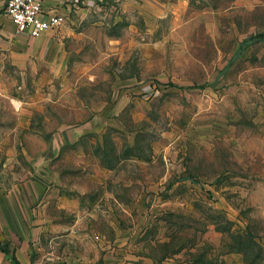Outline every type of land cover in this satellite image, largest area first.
I'll list each match as a JSON object with an SVG mask.
<instances>
[{
  "label": "rangeland",
  "instance_id": "1",
  "mask_svg": "<svg viewBox=\"0 0 264 264\" xmlns=\"http://www.w3.org/2000/svg\"><path fill=\"white\" fill-rule=\"evenodd\" d=\"M3 18L16 236L54 264H264V41L234 57L264 0L79 2L38 38Z\"/></svg>",
  "mask_w": 264,
  "mask_h": 264
},
{
  "label": "crops",
  "instance_id": "2",
  "mask_svg": "<svg viewBox=\"0 0 264 264\" xmlns=\"http://www.w3.org/2000/svg\"><path fill=\"white\" fill-rule=\"evenodd\" d=\"M5 1L6 0H0V24H2V27L0 28V33L2 35L6 33V28L3 24V16L6 15L4 10ZM90 1L91 0H44L43 5L44 9L46 10L65 15L71 9V7L77 6L79 2L85 4L89 3ZM1 9L4 10V13H1ZM6 17L8 16L6 15ZM6 213V202H0V241H7L9 248V254H6L0 250V264H16L11 254L15 257L18 264H54L50 263L49 261V259L51 258L50 255L38 254L37 247L35 245V238H29L28 236H24L21 239L20 237L15 235L14 229L11 227V218L10 216L6 215Z\"/></svg>",
  "mask_w": 264,
  "mask_h": 264
},
{
  "label": "built area",
  "instance_id": "3",
  "mask_svg": "<svg viewBox=\"0 0 264 264\" xmlns=\"http://www.w3.org/2000/svg\"><path fill=\"white\" fill-rule=\"evenodd\" d=\"M44 0H6L5 13L19 36L37 38L63 22V15L44 9Z\"/></svg>",
  "mask_w": 264,
  "mask_h": 264
},
{
  "label": "trees",
  "instance_id": "4",
  "mask_svg": "<svg viewBox=\"0 0 264 264\" xmlns=\"http://www.w3.org/2000/svg\"><path fill=\"white\" fill-rule=\"evenodd\" d=\"M260 41H264V33L255 34V35H252V36L244 39L240 43V47H239L238 51L236 52V54L234 55V57H237L243 50H245V48H247L251 44H254V43L260 42ZM193 87H195V86L188 87V88H193ZM0 250L6 254H9V248L7 246L3 245L1 241H0ZM11 256L15 260V263L18 264L15 257L12 254H11Z\"/></svg>",
  "mask_w": 264,
  "mask_h": 264
}]
</instances>
